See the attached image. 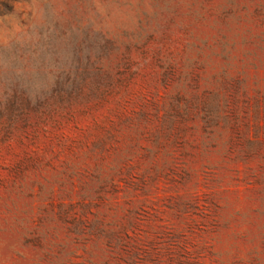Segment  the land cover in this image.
<instances>
[{
  "label": "rangeland",
  "instance_id": "1",
  "mask_svg": "<svg viewBox=\"0 0 264 264\" xmlns=\"http://www.w3.org/2000/svg\"><path fill=\"white\" fill-rule=\"evenodd\" d=\"M0 264H264V0H0Z\"/></svg>",
  "mask_w": 264,
  "mask_h": 264
}]
</instances>
